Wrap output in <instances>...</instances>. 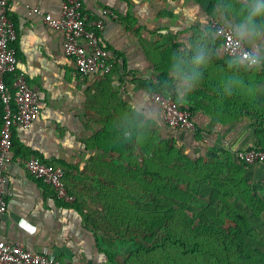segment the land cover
Wrapping results in <instances>:
<instances>
[{
  "label": "crops",
  "instance_id": "0c3cea01",
  "mask_svg": "<svg viewBox=\"0 0 264 264\" xmlns=\"http://www.w3.org/2000/svg\"><path fill=\"white\" fill-rule=\"evenodd\" d=\"M82 1L92 19L106 8L119 14L100 34L112 71L85 81L65 52L64 34L44 20L45 14L60 16L62 0H10L18 31L15 46L28 82L39 93L41 113L30 127L14 126L8 211L0 223V239L70 264H112L106 252L111 249L86 218L88 210L84 214L59 198L52 185L27 171L26 161L41 156L64 168L75 197H98L97 185L106 181L103 168L119 162L104 158L95 142L112 115L116 121L153 126L160 137L192 157L224 159L240 171L238 182L264 190V165H243L236 156L240 149L264 148V66L246 69L244 62L226 54L209 27L212 18L233 26L264 59V28L253 39L256 34L244 20L264 7V0ZM254 22L264 25V15ZM8 80L11 84L12 75ZM155 91L174 95L189 109L195 129L169 127L152 100ZM2 119L0 102V128Z\"/></svg>",
  "mask_w": 264,
  "mask_h": 264
},
{
  "label": "built area",
  "instance_id": "2783aa9c",
  "mask_svg": "<svg viewBox=\"0 0 264 264\" xmlns=\"http://www.w3.org/2000/svg\"><path fill=\"white\" fill-rule=\"evenodd\" d=\"M27 7L35 13H41L36 6ZM118 18L119 14L115 9L106 8L98 18L92 19L85 11L82 0H62L60 16L44 15L45 23L50 28L64 34L65 52L74 60L81 81L93 74L112 71L110 54L103 45L100 34L109 21ZM209 27L222 41L228 56L239 59L245 52L259 56L233 26L212 18ZM17 40L18 31L10 15V0H0V102L3 110L0 128V223L8 211L7 192L14 126L30 127L41 113L39 93L28 82L27 72L20 64L15 46ZM10 75L13 77L11 84L8 80ZM152 100L161 108L169 127L195 129L192 112L182 108L174 95L155 91L152 93ZM236 156L246 164L264 165V148L261 146L240 149ZM25 166L34 178L52 185L59 198L68 202L75 200V196L68 190L63 167L52 165L37 155L29 158ZM0 264L70 263L47 253L30 250L24 244L0 239Z\"/></svg>",
  "mask_w": 264,
  "mask_h": 264
},
{
  "label": "trees",
  "instance_id": "16d2710c",
  "mask_svg": "<svg viewBox=\"0 0 264 264\" xmlns=\"http://www.w3.org/2000/svg\"><path fill=\"white\" fill-rule=\"evenodd\" d=\"M105 120L112 122L113 124V121H116V118L112 117V115H108ZM116 122L120 128L123 126L125 128L124 130L126 131L132 130V135L137 138H139L140 135H144L145 133L149 134V131L144 132L142 130L139 131V134L136 133L138 128L137 126L139 124L130 123L129 120L125 118H123V120L117 119ZM106 133H108V127L105 126L104 129H101L99 133L96 134L95 142L99 149H102L103 151L105 150L107 151L106 153H109L111 152L112 144H116L117 142L114 140L105 142L103 136ZM164 145L169 149V151L180 150L177 146L169 141L164 142ZM172 156V154L169 155L168 160L171 159V161L167 162L166 167L164 164L161 165L165 167L166 174L173 177L174 182H172L174 184H171V181H167L165 188H162L161 184L157 182L158 179L157 181L153 180L154 184H157L153 186L152 192H158V194L161 195L158 199L156 198V200H153L155 203L151 202L152 205H154L153 209L149 205L145 206L142 201H139V204H134L135 207L133 209H131L130 206L129 208L120 209L118 212L119 214H115L117 215V220L119 222H113V224L122 226V229L128 225V228H126V230H117L113 233L108 232L107 228L100 227V224H97L91 220V224L94 226L95 230L102 233L103 242L106 247L113 248V240H115L116 237L122 239V241L129 240L131 243H133L131 248L134 250L130 249V251H128V255H117L112 251L109 252L106 250L112 264H136L138 263L137 259L144 256L148 258L150 257V261H147V264H157L159 262L161 264H183L181 260L186 261L188 264H264V261H255L261 257L264 259V226L259 224V219L256 217L257 214H249L248 209L253 208L247 203V201L250 199L247 200L246 198H243L244 203L240 204L239 208L242 209L243 212L248 213V221L251 220L255 223L257 222L259 231L255 232L252 228H250L248 221L241 215L236 218V224L233 228L230 230H224L221 227L223 224L221 217L211 215L208 210L206 214L208 217H200V220L201 224L207 227L210 231L209 234L211 237L209 240L213 242L214 251L211 253L209 250L203 251V254L200 256L199 253L202 252V247L199 242H195L193 245L187 247L186 242L182 241L177 235H175L177 237H173L172 231L169 228H166V225L170 226L171 220L177 218V216H185L186 209H194L193 213L195 216H192V218L195 219V217L199 215V210H196L195 208H197L199 205L201 201L200 199L210 197L213 203L215 200H218L223 196L231 201L233 200V197L236 198L239 194H234V190L232 188L224 190V187L228 185H224L222 181H219L218 178H215L218 177V175L213 173H205L195 168L191 164H188V158L190 157L179 160V164L175 161V158L177 160V157ZM238 161L243 165L246 164L240 160ZM223 165L230 171V174L227 177L228 180L232 181L233 183L235 182L236 186L239 188L243 187V184L237 181L239 179L240 171L236 167H232V164H226V166L224 163ZM150 172L151 171H149V173ZM151 176L152 178H155L156 174L153 173ZM177 178L178 180L176 181L175 179ZM126 179L121 178L120 182H117V190L115 191L125 192L128 195L136 191L135 184ZM177 183L179 185H184V187H179ZM186 185H188L187 188L193 189V195L191 194V197L196 198L194 202L190 200V195L188 199L184 196L183 190L186 188ZM249 187L254 189L253 194L255 196L252 197V200H254L253 205L257 206L264 204V194L262 192H258V189L254 188L253 186ZM163 191H165L167 195H172L173 197H168L166 200H163ZM69 192L74 196L76 194L70 190ZM113 197H115L116 202L118 203L124 202L120 199L124 197V194H122V196L120 194H113ZM146 197H148L147 193L143 195L142 199H145ZM78 198L80 197L76 195L75 200L71 203L82 213L86 214L83 210L84 206L81 204ZM124 198L126 202L129 200V197ZM161 211H163L164 215H159ZM109 213L113 214L111 211ZM149 213H153V215L148 217ZM185 217L189 218V216ZM86 218H90L88 213L86 214ZM138 228L140 230H133ZM161 233H163L162 238H158ZM178 245L182 247L181 250H178ZM237 253L241 255L240 259L234 256ZM193 254L195 256L192 258L191 255ZM139 264H142V262Z\"/></svg>",
  "mask_w": 264,
  "mask_h": 264
},
{
  "label": "rangeland",
  "instance_id": "374dc122",
  "mask_svg": "<svg viewBox=\"0 0 264 264\" xmlns=\"http://www.w3.org/2000/svg\"><path fill=\"white\" fill-rule=\"evenodd\" d=\"M108 122L104 120L103 128L108 127V133H106L103 138L105 139V142H108L109 140H114L117 143L112 144L111 146V152L106 153L107 151H102L104 158H113L118 162V165H114L113 167H104L102 170V175L104 176V179L106 181L99 183L98 189L99 195L96 198L91 197H83L84 193H81L80 198L78 200L81 202V204L88 210V215L90 219L97 224H100V227L107 228L108 232H115L117 230H126L128 228V225L122 229V226H117L113 224V222H119L117 220V215L119 214L120 209L124 208H130L133 209L135 206L134 204H139V201H142L143 204L149 205L154 207L152 203H155L153 200L158 199L159 195L158 192H152L154 184L153 180L158 179V183L161 184L162 188H165L167 181H171V184H174V180L172 176H168L165 171V167L167 165L168 157L169 155H173L177 157V160L175 158V161L180 164L179 160L186 159L187 157L189 161L188 164H191L195 168L205 172V173H213L218 175L219 181H222L228 186L224 187V190L228 188H232L234 190V194H239L236 198L233 197L231 201H229L226 197H223L215 200L213 203L211 201L210 197H205L203 199H200V203L195 208L196 210H199V215L197 217H194V209H186L185 216H189V218H186L183 216H177V218L171 220V224L166 225V228H169L172 231L173 237H179L182 241L186 242V246L193 245L195 242H199L201 245V253L199 255L201 256L203 254V251L209 250L210 253L214 251L213 248V242L209 240L211 235L209 234L210 231L207 227L201 224L200 217L206 218L208 217L207 212L209 210V213L211 215L220 216L221 220L223 221L222 229L224 230H230L233 228L236 224L237 220L236 218L240 215L248 221V213H245L242 211V209L239 208V205L244 203L243 198H246L247 203L249 206H252V209H248L249 214H257V218L259 219V224L264 226V204L261 205H253L252 200L255 195L253 194V188H250L249 185L244 184L243 187L239 188L236 186L235 182L228 180V176L230 174V171L223 165L224 159H218V158H210V157H201L196 156L192 157L191 153L185 152L183 150H170L165 147L164 142H166L162 137L158 135V132L153 126H147L144 122H138V120H135V122H138V128L137 132L139 134V131L142 130L144 132L149 131V134L140 135L139 138L132 135V130L130 132L124 130L125 128L121 126V128L118 126V123L116 121ZM150 149V150H149ZM112 155H114L112 157ZM166 156V158H165ZM172 156V157H173ZM193 159V160H192ZM173 160V159H172ZM162 162V163H161ZM164 162V163H163ZM161 164H164L165 167H163ZM162 166V167H161ZM111 168V169H108ZM120 169V170H118ZM167 169V168H166ZM149 171H151L149 173ZM155 173L156 177L152 178V174ZM178 175V174H175ZM220 175V176H219ZM121 178L126 179L128 181H131L135 184V190L134 193L127 194L125 192H117V182H120ZM176 181L178 180L175 179ZM180 180V179H179ZM226 180V181H225ZM173 181V182H172ZM179 187H184V185H179ZM160 186V185H159ZM188 185H186L185 189L183 190L185 198H189L190 200L194 202L196 198H192L191 194L193 195V189L187 188ZM258 189V188H257ZM261 190V191H260ZM84 191V189H83ZM258 192L264 191L263 189L257 190ZM148 194V197L145 199H142L144 194ZM264 193V192H263ZM113 194H124V197H129L128 201H125V198H120L124 202H116L115 197H113ZM141 196V198H140ZM147 196V195H145ZM79 197V196H78ZM168 197H173L172 195H167L165 191L162 192V199L166 200ZM76 198V197H75ZM175 198V197H174ZM119 199V200H120ZM135 201V202H133ZM152 202V203H151ZM150 203V204H149ZM127 204V205H126ZM247 205V204H246ZM247 205V206H248ZM255 207V208H254ZM201 209V210H200ZM112 212L113 214H110L109 212ZM153 213H149L148 217H151ZM159 215H164L163 211L159 213ZM178 215V214H177ZM112 216V217H111ZM111 217V218H110ZM175 217V216H173ZM112 220V222H111ZM248 225L250 228H252L255 232L259 231L257 222H253L251 220L248 221ZM134 231L140 230L133 229ZM262 233V232H260ZM177 235V236H175ZM163 233L158 238H162ZM114 242V247L110 248L112 252L115 254H126L128 255L130 249L132 247L131 241H122V239L116 237ZM178 250H181L182 247L178 245ZM134 250V249H133ZM130 256V255H129ZM192 258L195 256L194 254L191 255ZM240 259V254L237 253L234 255ZM193 260V259H192ZM139 264L142 262V264H147V261H150V257H139L137 259ZM255 261H264V259L261 257L259 259H256ZM181 262L184 264H188L186 261L181 260ZM253 262V261H252ZM152 264V263H150ZM157 264H161L160 262Z\"/></svg>",
  "mask_w": 264,
  "mask_h": 264
},
{
  "label": "clouds",
  "instance_id": "9594fccd",
  "mask_svg": "<svg viewBox=\"0 0 264 264\" xmlns=\"http://www.w3.org/2000/svg\"><path fill=\"white\" fill-rule=\"evenodd\" d=\"M264 15V7L257 8L250 12L246 17H244V20L247 23L249 32H253L256 35L253 36V39L256 38L260 34L259 29L264 28V25H260L259 27L255 24V18L257 16ZM239 59L243 62H245L246 69L248 70H258L262 65H264V59L261 57L245 52L243 53Z\"/></svg>",
  "mask_w": 264,
  "mask_h": 264
}]
</instances>
